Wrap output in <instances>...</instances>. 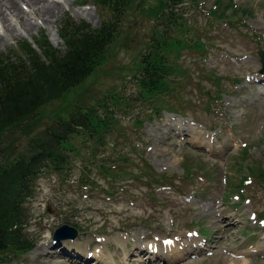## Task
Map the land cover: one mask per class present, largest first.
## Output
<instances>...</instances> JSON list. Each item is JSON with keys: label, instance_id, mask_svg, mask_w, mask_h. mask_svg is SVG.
I'll return each mask as SVG.
<instances>
[{"label": "rangeland", "instance_id": "1", "mask_svg": "<svg viewBox=\"0 0 264 264\" xmlns=\"http://www.w3.org/2000/svg\"><path fill=\"white\" fill-rule=\"evenodd\" d=\"M101 1L42 0L59 6L48 20L21 3L18 17L0 23V55L25 42L36 47L41 34L64 50L58 31L65 18L115 27L94 71L38 109L42 126L2 135L0 162L25 153L38 130L76 103L105 120L100 139L72 140L79 154L68 153L67 167L34 178L23 220L36 246L10 264H264V0L183 7L187 31L177 34L183 42L171 58L178 71L159 95H141L137 77L154 32L175 9L129 0L112 14ZM216 1L222 10L232 4L225 24L213 22L225 19L210 11ZM64 225L76 237L54 241Z\"/></svg>", "mask_w": 264, "mask_h": 264}, {"label": "trees", "instance_id": "2", "mask_svg": "<svg viewBox=\"0 0 264 264\" xmlns=\"http://www.w3.org/2000/svg\"><path fill=\"white\" fill-rule=\"evenodd\" d=\"M128 1L102 0L100 5L106 4L112 14H117ZM190 1L194 3L196 0ZM185 2L161 1V9H175V14L169 11L167 17L162 18L164 29L154 32L150 45L152 52L142 58L137 77L141 95L163 92L167 77L177 68L172 65L170 55H176L172 48L177 50L183 42L177 34L187 31L177 9ZM64 21L58 31L64 50L54 48L41 34L34 39L40 52L25 42L18 46L16 53L0 55V151L2 135L6 131L10 130V136L13 130L27 134L45 123L38 116V109L50 101L61 100L64 93L88 77L115 34L112 22L104 21L98 29H93L89 24L76 23L71 18ZM97 113L95 107L90 109L80 103L74 104L65 116L53 117L38 130L30 138L25 153L10 160L5 157L0 162V264L11 263L18 254L35 246V240L25 232L23 220L24 204L31 196L34 178L43 169L67 167L68 153L79 154L72 140L82 142L87 137L101 138L99 135L105 120ZM8 150L11 152L10 148ZM152 179L159 182L157 176Z\"/></svg>", "mask_w": 264, "mask_h": 264}, {"label": "bare ground", "instance_id": "3", "mask_svg": "<svg viewBox=\"0 0 264 264\" xmlns=\"http://www.w3.org/2000/svg\"><path fill=\"white\" fill-rule=\"evenodd\" d=\"M1 3L2 1L0 0V4ZM21 3L26 5L27 7L31 6L33 8H36V10H34V14L38 16L39 18H41L42 20L51 19L55 16L57 12H59L58 10L59 6H56L55 4L50 3V2L44 3L42 2V0H6L3 5H0V23L3 25V27H4V23L7 20L8 15H11V16L16 15L18 17V14H20L19 4ZM25 28L26 30L30 31L33 28V25L31 23H26ZM175 122L179 123L178 121H175ZM168 123H170L171 126L173 127L174 125L175 126L178 125V124L176 125L174 122H168Z\"/></svg>", "mask_w": 264, "mask_h": 264}, {"label": "water", "instance_id": "4", "mask_svg": "<svg viewBox=\"0 0 264 264\" xmlns=\"http://www.w3.org/2000/svg\"><path fill=\"white\" fill-rule=\"evenodd\" d=\"M259 55L261 56V63H262L261 71H262L264 68V52H260ZM62 235L66 236V237L73 238V237H75V231L71 227L62 226L55 231L54 237L58 238Z\"/></svg>", "mask_w": 264, "mask_h": 264}]
</instances>
